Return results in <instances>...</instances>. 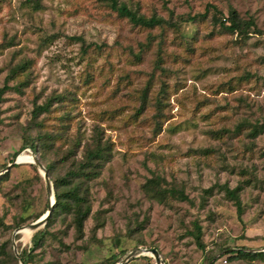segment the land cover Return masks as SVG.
Returning <instances> with one entry per match:
<instances>
[{"label":"rangeland","instance_id":"obj_1","mask_svg":"<svg viewBox=\"0 0 264 264\" xmlns=\"http://www.w3.org/2000/svg\"><path fill=\"white\" fill-rule=\"evenodd\" d=\"M120 2L178 26H135L105 0H0V264H21L24 251L29 264H113L138 249L159 250L164 264H264L227 252L264 251V132L250 135L264 123V0ZM209 6L255 27L223 32ZM44 133L54 137L43 151L52 193L33 163L42 152L29 147ZM96 137L112 154L87 183L84 233L60 214L38 247L44 226L15 234L47 213L36 220L55 203L54 180L79 167ZM155 177L190 200L151 201L143 185ZM239 186L242 215L224 189Z\"/></svg>","mask_w":264,"mask_h":264},{"label":"trees","instance_id":"obj_2","mask_svg":"<svg viewBox=\"0 0 264 264\" xmlns=\"http://www.w3.org/2000/svg\"><path fill=\"white\" fill-rule=\"evenodd\" d=\"M108 2L111 9L116 11L121 18L128 19L133 25L139 26L148 30L154 29L156 27H163L164 25H170L172 27H177L178 24L171 23L166 21L163 18H158L157 16H152L147 18L143 15H139L138 12L129 8L126 4L121 3L120 0H105ZM36 8H40L39 1H36ZM208 9H212L214 11V15L212 17V21L220 26L223 32L231 33V34H240V35H248L250 30L255 27L254 21L251 19L248 21L242 20L237 11L231 9L229 12V16L225 17L223 13L217 9L216 7L209 6ZM207 12L205 14H201L194 17H189L187 20H182L181 22H196L199 18L205 19L207 17ZM84 55H88L87 50L84 51ZM137 59H141L140 55H136ZM163 59L159 58L158 65L162 63ZM23 67H20V70ZM5 90V89H4ZM2 90L1 92H3ZM148 95V89L143 92V102L146 103ZM162 101L159 100L158 105L160 106ZM50 105L43 104L36 107L34 114L37 117L39 114L43 112L49 111ZM161 108L159 107L158 116L161 117ZM160 124V121H157V125ZM252 130L250 135L252 137H256L259 134L264 132V123L257 124L256 126L251 127ZM54 137L49 135L48 133L39 134L37 137L38 143H31L30 148L35 152H42V157H40V161H43L45 155L43 151L47 150L48 143L53 140ZM39 144V145H38ZM40 148V150H39ZM111 149L107 145V143L102 142L101 138L96 137L92 140L90 145H87L84 159L80 163L79 167L75 168L73 171H70L65 177L55 179L53 182L54 185V198L55 205L51 212V215L48 219L47 224L44 226V229L41 231H37L33 237V246L38 247L43 243L44 235L47 232V227L51 226L59 217L60 214H65L72 217V222L75 224L77 232L79 235L84 233V226L86 221L89 219L92 206L89 197V189L87 183L95 178H97L105 165L111 161ZM42 163V162H41ZM44 164V161L43 163ZM49 175L51 176L54 172V164H44ZM36 171L37 177L40 178L38 169L36 166H33ZM143 189L145 194L151 201L157 202L158 204L168 206L171 201H189L190 198L185 194L184 190H180L177 188H170L165 185V180L161 177H155L153 179H149L144 185ZM226 195L228 198L232 199L237 208L240 215L243 214L244 208L240 199V193L242 191V187L239 186L236 189H230L229 187H224ZM47 209L36 217V220L43 216ZM40 230V229H39ZM196 233L194 234L196 244L201 250H204L205 246L202 241V229L197 225ZM159 251V250H158ZM229 253V259H244L255 261L258 259L264 258L263 252H253L251 249L242 248L240 250H230L227 249ZM31 251H24L21 253V258L24 264L30 263Z\"/></svg>","mask_w":264,"mask_h":264},{"label":"water","instance_id":"obj_3","mask_svg":"<svg viewBox=\"0 0 264 264\" xmlns=\"http://www.w3.org/2000/svg\"><path fill=\"white\" fill-rule=\"evenodd\" d=\"M33 158H34L33 163H35L37 165V167L43 172L44 177H45V179L47 181V184H48L49 192L52 193V183H51V180H50V177H49V174H48V171H47L46 167L40 162L39 158L35 155L34 152H33ZM19 162L20 161H18V162L15 161L13 164H16V163H19ZM13 164H11L7 168V170ZM54 205H55V203L49 205L47 213L41 219H39L36 222L28 225L27 227H24L22 229L17 230L15 234L20 233V231L23 230V229H28L29 231L34 232V231L39 230L41 227L45 226L47 224V222H48V219H49V217L51 215V212L53 210ZM251 251L258 252L256 250H251ZM147 254L153 255V257L155 258L156 264H164V261L161 258L160 252L157 249H151V250L138 249L136 251H133V252H130V253L126 254L125 257L118 259L113 264H124V263H127L130 259H132L134 257H138V256H141V255H147ZM16 255L19 258L20 263L24 264V262L22 261V258L20 257V254L17 252Z\"/></svg>","mask_w":264,"mask_h":264},{"label":"bare ground","instance_id":"obj_4","mask_svg":"<svg viewBox=\"0 0 264 264\" xmlns=\"http://www.w3.org/2000/svg\"><path fill=\"white\" fill-rule=\"evenodd\" d=\"M23 159H28V156L27 157H24ZM54 201V200H53Z\"/></svg>","mask_w":264,"mask_h":264}]
</instances>
